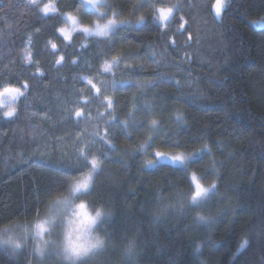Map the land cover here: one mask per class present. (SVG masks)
<instances>
[{
	"label": "trees",
	"instance_id": "1",
	"mask_svg": "<svg viewBox=\"0 0 264 264\" xmlns=\"http://www.w3.org/2000/svg\"><path fill=\"white\" fill-rule=\"evenodd\" d=\"M114 2L126 18L136 21L144 16L145 23H130L118 29L114 46L110 47L107 41L98 38L86 40L79 31L69 40L60 34L65 23L61 13L79 14L80 0H0V88L9 82L19 86L24 81L32 86L27 99L20 97L14 104L18 117L12 121L0 118V216L33 214L43 191L62 182L65 173H76L77 169L69 167L74 148L81 144L75 143L76 133L90 124L74 126L65 119L68 115L65 107H74L77 100L71 94L73 85L77 90L85 86V81L76 83L73 77L89 75L92 72L89 64L99 65L117 53L137 55L139 49L140 59L136 62L147 66L139 74L141 82L162 74L169 80L156 92L157 115L170 127L171 135L167 131L159 133L157 146L162 151L178 152L175 141H179L181 149L189 150L203 143L209 145L211 154L201 153L193 166L211 168V161H217L219 206L234 210L222 218L217 239L234 247L238 237L248 235L250 246L236 264L245 261L261 264L264 261V2L232 0L221 21L213 18L214 13L209 14L210 4L205 10L201 0H160L157 7L176 6L175 18L165 24L152 17L150 7L134 10L133 5L140 0ZM48 4L55 11L44 13L42 8ZM181 16L188 29L183 34L177 32ZM84 19H88L86 14ZM189 32L193 39L185 44ZM173 40L175 45L171 43ZM60 57L65 59L57 64ZM154 59L159 63H154ZM37 68L46 73V78H33ZM176 81H180L181 87H176ZM116 87L121 90L117 97L120 115L137 89L126 91L127 84ZM46 108L50 110L45 113ZM95 109L93 105L91 110ZM174 109L184 114L186 127L173 122ZM2 114L0 111V117ZM87 130L86 135L91 138V128ZM134 141V135L126 137L117 130L111 137L116 151L97 146L105 163L90 199L115 208L117 231L140 220L144 210L152 207L157 191L168 193L187 183L181 166L156 162L142 167L143 158L125 147L134 146ZM214 176L209 171L206 179ZM161 234L172 251L185 253V262L190 264L187 240L175 239L174 232H165L163 228ZM153 256L154 249L149 248L147 257ZM102 259L103 264H112L116 257L110 254ZM227 260L225 253L220 264H227ZM0 264L16 262L0 253ZM19 264H24L23 258ZM149 264L153 261L149 260Z\"/></svg>",
	"mask_w": 264,
	"mask_h": 264
},
{
	"label": "clouds",
	"instance_id": "2",
	"mask_svg": "<svg viewBox=\"0 0 264 264\" xmlns=\"http://www.w3.org/2000/svg\"><path fill=\"white\" fill-rule=\"evenodd\" d=\"M80 5L79 14L72 15L78 20L75 31L82 33L86 40L98 38L109 43L114 41L118 29L136 22L126 18L114 0H104L96 8L87 3ZM85 14L88 17L86 21ZM109 46L114 45L109 43ZM121 54L111 55L108 59ZM156 89L147 80L141 82L134 98L118 115L120 120H131L133 116L143 119L142 130L133 133L134 146H125L131 148V154L143 158L140 161L142 167L156 163L152 153L157 147V135L165 131L171 135L170 127L157 115L159 93ZM106 92L110 95L109 90ZM171 119L178 126H187L185 116L179 109L173 110ZM92 121L95 119L89 121L91 138H81V144L74 148L69 162V167L77 169L76 173H65L62 182L43 191L33 214L8 218L0 216V253L6 254L16 264L21 258L24 264H103L102 258L110 254L116 257L112 264H149V260L153 264H186L185 253L172 251L171 245L161 238L163 228L165 232H174L173 238L187 240L190 264H220L225 253L228 254L227 264H236L244 251L237 249L244 240H251L248 235L242 234L234 247H230L222 239H217V228L222 218L234 210L219 206L217 161H211V168L193 166L201 153L211 154L207 143L190 150L181 149L179 145L176 148L182 154V159H174L176 152L165 151L168 155L161 158H167L170 166H181L186 186L168 193L157 191L152 207L144 210L143 217L117 231L114 227L117 217L115 208L90 199L96 178L104 170L105 163L97 146L107 147L93 142L95 137L92 133L96 130V123ZM109 149L116 151L115 147ZM93 159L97 161L95 166L91 164ZM209 171L215 173L214 179H206ZM193 175L205 189L195 198ZM170 221L173 223L170 224ZM149 248L154 249L153 257H147Z\"/></svg>",
	"mask_w": 264,
	"mask_h": 264
},
{
	"label": "snow or ice",
	"instance_id": "3",
	"mask_svg": "<svg viewBox=\"0 0 264 264\" xmlns=\"http://www.w3.org/2000/svg\"><path fill=\"white\" fill-rule=\"evenodd\" d=\"M160 0H140L139 4L133 5L134 10H138L141 7H150L152 17L160 22H168L171 19H174V9L176 6L170 8L165 7H157V4ZM203 7L205 10H208V5H211L209 10V14H213V18L216 20H223V12L231 7L232 0H201ZM264 2V0H261ZM87 3L90 7L96 8L100 4L104 3V0H81V5ZM45 13L53 12L55 9L48 5H45L43 8ZM65 18V27L61 28L59 31L62 34L64 40H68L70 38V33L74 32L78 27V20L76 16H73L71 12L69 13H61ZM179 27L177 32L183 34V32H187L186 28L187 21H184V17H180ZM116 21H113L115 23ZM123 22V21H121ZM137 24L145 23V17L141 16L138 20H136ZM264 23V22H262ZM193 39L191 33L185 40V44H188L189 41ZM110 44L114 45V41H109ZM173 45H175V41H171ZM53 48H56L55 44H52ZM137 55H125L121 54L113 57L111 60L105 59L99 65L89 64V68L92 69L89 75L73 77L76 83L80 81H85V86L77 90L75 88V84L73 85L72 95H75L77 100L74 104V107L67 108L65 107L64 111L67 112L66 120L72 121L74 126H78L81 123H88L89 121L95 119V132L92 135L95 137L93 142H100L104 145H107V148H114L115 145L111 143V137L118 130L120 133L124 134L126 137H131L134 132L138 133L142 130L143 119L137 118L133 116L131 120H120L118 116V109L121 107V104L118 100V95L120 93V89L116 87L118 84H127L129 88L126 91H132L133 89H137L140 86L141 79L140 73L147 70V66L141 62L137 63L136 61L140 59L138 52L139 49L136 50ZM165 52H168V46L165 45ZM153 57H155V53H152ZM187 57V53L185 54ZM65 57H60L56 63L61 64L64 61ZM190 61L191 58L188 57ZM154 63H159L158 60H153ZM73 64L77 63V61H73ZM153 71H155L153 69ZM117 74H119L120 78L117 79ZM163 75H157L152 77L151 79H146L147 82L153 83L156 88H160L169 83V80L163 78ZM33 78H46V73L37 68L36 73ZM172 77H169L171 79ZM11 81V77H10ZM176 87H181L180 81H176ZM106 90H109L111 94H107ZM32 86L24 81L19 86H16L9 82L0 88V98H4L7 100L9 97L15 101L20 97H24L27 99L26 94L31 93ZM135 93L133 92L132 98H134ZM82 101L83 103H80ZM3 103V101H0ZM95 105L96 112L95 116L92 115L90 109ZM135 107V105H134ZM50 109H45V113ZM141 109H137L140 111ZM149 111H151V106H149ZM34 115H38L39 113H33ZM18 117V113L14 107H8V110L4 111L2 117L6 118L7 121H12ZM45 118L47 116L45 115ZM132 125L136 127L133 128ZM82 138V133H76V140H80ZM175 146H179V141H175ZM106 150V149H105ZM155 158H161L163 156L168 155L165 151L160 150L157 146L154 152ZM172 158V157H169ZM174 159H182V154L178 151ZM155 160V159H154ZM96 160L93 159L91 164L93 166L96 165ZM192 182L195 185V191L193 192V198L199 196L205 189L200 185L199 181L196 179L195 175L192 177ZM250 246V242L248 240H244L240 249L247 250ZM244 264H250V261H245Z\"/></svg>",
	"mask_w": 264,
	"mask_h": 264
},
{
	"label": "rangeland",
	"instance_id": "4",
	"mask_svg": "<svg viewBox=\"0 0 264 264\" xmlns=\"http://www.w3.org/2000/svg\"><path fill=\"white\" fill-rule=\"evenodd\" d=\"M31 1L35 2V1H37V0H31ZM48 6L53 7L51 4H48ZM43 8H44V7H43ZM43 8H42V10H43ZM44 13H45V12H44ZM48 13H52V12H48ZM165 23H166V22H164V23H162V24H165ZM65 26H66V25H65V23H64V25H63L61 28L65 27ZM74 32H76V31H74ZM74 32H71V33H70V37H71V35H72ZM60 34H61V33H60ZM61 35H62V34H61ZM69 39H70V38H69ZM69 39H68V40H69ZM0 101H3V103H0V111H2V112L8 110V107H14V104H15V102H16V100L13 101L10 97H9L7 100H4V98H0ZM90 111L93 112V113H95V112H96V109H95V110H91V109H90ZM92 115L95 116V114H92ZM92 123H96V121H92ZM85 124H86V123H85ZM81 126H82V125H81ZM89 128H90V126H89V127H87V126H82V127H81V129L79 130V132L82 133V137H83L84 134L86 135V129H89ZM86 137H87V135H86ZM87 138H88V137H87ZM78 141H81V139H80V140H76L75 143H77ZM169 153H172V152H169ZM176 153H177V152H176ZM153 159H155L157 163H167V164H169V160H168L167 158H155V155H154ZM173 166H180V165L175 164V165H173Z\"/></svg>",
	"mask_w": 264,
	"mask_h": 264
}]
</instances>
